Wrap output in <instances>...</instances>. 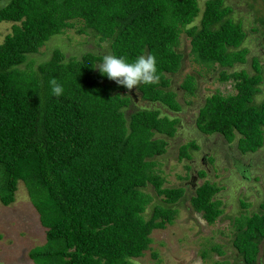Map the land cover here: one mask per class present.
Masks as SVG:
<instances>
[{"label":"trees","instance_id":"16d2710c","mask_svg":"<svg viewBox=\"0 0 264 264\" xmlns=\"http://www.w3.org/2000/svg\"><path fill=\"white\" fill-rule=\"evenodd\" d=\"M225 0H9L0 5V23L12 22L0 42V166L7 174L0 200H15L24 181L46 227L47 241L30 250L38 264H136L152 243L154 229L177 214L182 186H164L155 159L167 151L178 117L160 107H141L126 115L132 101L127 88L102 75L103 56L87 51L67 57L55 49L36 69L24 66L31 54L76 20L79 33L106 41L111 54L132 63L141 55L157 60L160 82L138 86L144 100L179 111L169 74L183 62L177 49L185 30L197 62L220 67L222 81L237 92L218 91L200 107L196 125L207 134L237 139L241 153L264 146V101L255 103L263 78L259 72L232 70L247 60V31L232 17ZM201 14L198 25H191ZM259 67V66H258ZM63 86L52 95L48 81ZM194 91L193 76L182 84ZM188 143L181 158H189ZM152 185L163 203L145 215ZM220 188L205 182L191 196L193 208L210 224L222 214ZM264 208V204L261 205ZM234 246L247 264H264V211L237 219Z\"/></svg>","mask_w":264,"mask_h":264},{"label":"rangeland","instance_id":"374dc122","mask_svg":"<svg viewBox=\"0 0 264 264\" xmlns=\"http://www.w3.org/2000/svg\"><path fill=\"white\" fill-rule=\"evenodd\" d=\"M9 0H0V5ZM201 13L207 0H198ZM233 7L232 17L241 21L247 31L242 47L248 49L247 60L238 63L232 70L244 69L250 74L259 72L263 78L260 92L254 97L255 103L264 101V3L263 0H225ZM201 14L191 25H198ZM74 27L51 36L39 52L31 54L23 67L31 70L48 60L55 49L67 57H79L87 51L104 56L111 53L106 41L92 34L79 33L84 23L74 21ZM12 22L0 23V42L11 32ZM191 38L185 30L180 34L177 49L183 53L180 69L169 74L171 87L177 92L181 104L174 111L161 103L144 100L138 86L130 93L132 101L125 107L126 115L141 107H160L162 115L178 117L176 134L167 138V151L156 157L155 170L164 178V186H182L185 195L177 203V214L165 228L154 229L152 243L143 256L136 257V264H246L234 246L237 219L264 211V146L257 152L243 154L237 147V139L229 142L221 134L207 135L196 125L200 107L206 98L215 92L234 94L237 92L233 80L222 81L218 64L207 65L195 61L191 53ZM259 66V67H258ZM193 76L194 91L183 88L182 84ZM190 147L189 158H181V146ZM7 174L0 166V195ZM216 184L220 191L216 198L222 207L221 216L212 224L197 212L191 203L195 189L205 183ZM145 191L152 196L145 215L152 213L157 203L164 202V196L157 194L150 184ZM47 241L46 227L42 224L39 211L32 201L24 181L19 180L15 200L5 205L0 200V264H38L30 257V250L43 246ZM262 261L259 258L257 264Z\"/></svg>","mask_w":264,"mask_h":264},{"label":"clouds","instance_id":"9594fccd","mask_svg":"<svg viewBox=\"0 0 264 264\" xmlns=\"http://www.w3.org/2000/svg\"><path fill=\"white\" fill-rule=\"evenodd\" d=\"M99 68L102 75L117 82L118 85L132 90L141 84L156 85L160 82L158 74L157 60L153 55H141L132 63L127 62L122 57H117L111 53L105 54L102 61L94 66ZM52 95L60 97L64 89L55 78L48 81Z\"/></svg>","mask_w":264,"mask_h":264},{"label":"flooded vegetation","instance_id":"af4514ba","mask_svg":"<svg viewBox=\"0 0 264 264\" xmlns=\"http://www.w3.org/2000/svg\"><path fill=\"white\" fill-rule=\"evenodd\" d=\"M263 3H264V0H263ZM260 258V257H259ZM259 258H258V261H259ZM245 261V260H244ZM258 261H257V263H258ZM245 263L247 264V262L245 261Z\"/></svg>","mask_w":264,"mask_h":264}]
</instances>
